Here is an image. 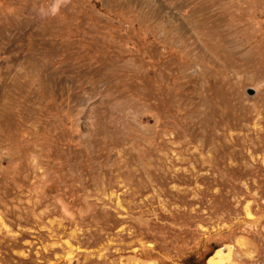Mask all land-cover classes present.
<instances>
[{"label": "rangeland", "instance_id": "obj_1", "mask_svg": "<svg viewBox=\"0 0 264 264\" xmlns=\"http://www.w3.org/2000/svg\"><path fill=\"white\" fill-rule=\"evenodd\" d=\"M221 248L264 264V0H0V264Z\"/></svg>", "mask_w": 264, "mask_h": 264}, {"label": "bare ground", "instance_id": "obj_2", "mask_svg": "<svg viewBox=\"0 0 264 264\" xmlns=\"http://www.w3.org/2000/svg\"><path fill=\"white\" fill-rule=\"evenodd\" d=\"M223 258H224V250H223V248H221V249H218L215 252V254L210 257L209 261L211 264H221Z\"/></svg>", "mask_w": 264, "mask_h": 264}, {"label": "trees", "instance_id": "obj_3", "mask_svg": "<svg viewBox=\"0 0 264 264\" xmlns=\"http://www.w3.org/2000/svg\"><path fill=\"white\" fill-rule=\"evenodd\" d=\"M212 253H213V252H209V253L207 254V257H209Z\"/></svg>", "mask_w": 264, "mask_h": 264}]
</instances>
